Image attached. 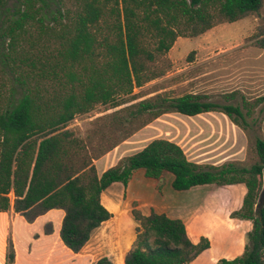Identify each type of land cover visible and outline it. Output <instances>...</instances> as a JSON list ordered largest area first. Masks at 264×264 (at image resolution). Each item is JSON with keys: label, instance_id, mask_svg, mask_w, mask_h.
<instances>
[{"label": "trees", "instance_id": "trees-1", "mask_svg": "<svg viewBox=\"0 0 264 264\" xmlns=\"http://www.w3.org/2000/svg\"><path fill=\"white\" fill-rule=\"evenodd\" d=\"M262 1L16 0L0 35V212L12 207L32 221L62 209L61 241L77 253L112 216L100 201L101 192L116 181L126 185L137 169L155 179L172 173L175 190L243 183L242 206L231 216L251 220L252 229L243 252L218 264H264V204L257 207L264 184V139H255L257 158L251 164L197 163L165 138L120 157L100 175L94 164L165 113L219 111L242 127L264 97L220 104L195 92H132L165 73L158 62L178 37L239 20L256 12ZM5 2L0 0V14ZM97 105L113 110L90 120L82 135L67 128ZM132 215L139 226L124 264H187L210 245L204 237L192 242L181 219L154 211L143 215L135 205ZM13 260L9 244L5 264ZM95 264L112 262L103 256Z\"/></svg>", "mask_w": 264, "mask_h": 264}, {"label": "rangeland", "instance_id": "rangeland-1", "mask_svg": "<svg viewBox=\"0 0 264 264\" xmlns=\"http://www.w3.org/2000/svg\"><path fill=\"white\" fill-rule=\"evenodd\" d=\"M15 5L16 0H6L0 14V35ZM263 38L264 0L256 12L239 20L218 23L195 37H178L158 62L166 67L165 73L143 87L135 88L132 94L139 95L158 89L157 92L170 96L187 92L207 94L210 100L220 104L240 103L242 96L254 102L257 97H264ZM230 92L236 93L235 98L224 97ZM108 106L97 105L89 113L77 115L68 123L67 128L82 135L90 120L113 110L107 109ZM257 137L264 139V100L246 116L242 127L219 111L195 116L165 113L127 138L129 146L121 153L128 155L149 140L165 138L178 144L192 161L208 160L206 163L219 165L223 160H234L251 164L257 158L254 148ZM219 192L224 195V190ZM103 201L106 205L111 203L105 199V193ZM42 229H45V225L41 228L39 224L27 226L20 218L15 219L12 232L18 241V264H29V259L34 260L31 264L40 261L35 257L38 241L30 236L40 233ZM128 232L125 231V239L129 237L126 235ZM89 247L90 243L78 255H62L58 252L57 264H95L98 259L94 261L84 255ZM30 251L31 254L28 253Z\"/></svg>", "mask_w": 264, "mask_h": 264}, {"label": "crops", "instance_id": "crops-1", "mask_svg": "<svg viewBox=\"0 0 264 264\" xmlns=\"http://www.w3.org/2000/svg\"><path fill=\"white\" fill-rule=\"evenodd\" d=\"M129 143L130 141L125 140L96 159L94 164L97 173L100 175L120 157L125 156L121 152L129 146ZM144 145L135 151L140 150ZM207 161L194 162L206 163ZM224 161L229 160H223L218 164ZM173 178V174L167 171L158 179L147 177L144 169L140 168L133 172L126 185L118 181L111 183L101 192L100 201L112 216L100 224L77 253L72 252L61 241L60 227L64 216L62 209H50L32 221L14 212L12 207L8 211H1L0 264H5L7 261L9 244L14 251L12 264H18L20 256L18 241L12 232L16 218H20L27 226L39 224L41 228L45 225V229H42L40 233L30 236L38 241V253L35 257L40 261L35 262L36 264H57L58 252L62 255H69L68 253L78 255L88 243H90L89 251L84 255L89 259L93 258L95 261L106 256L112 264H124L125 254L131 247L136 228L139 226L132 215L133 205L143 215L154 211L170 218L181 219L188 238L194 243L202 237L209 241V247L187 264H218L221 259L230 260L240 255L246 244V234L252 229V221L232 217L231 213L242 206L246 192L245 185L243 183L227 185L209 183L185 190H175L172 187ZM221 190H224V195L220 194ZM104 193L105 199L110 201V204L104 203ZM9 195L12 201L13 194ZM127 230L129 232L126 235L129 237L125 239ZM28 253L31 254V251ZM28 262L31 264L34 260L29 259Z\"/></svg>", "mask_w": 264, "mask_h": 264}, {"label": "water", "instance_id": "water-1", "mask_svg": "<svg viewBox=\"0 0 264 264\" xmlns=\"http://www.w3.org/2000/svg\"><path fill=\"white\" fill-rule=\"evenodd\" d=\"M264 204V184H263V188L260 192V196H259V201L257 203V207H261Z\"/></svg>", "mask_w": 264, "mask_h": 264}]
</instances>
